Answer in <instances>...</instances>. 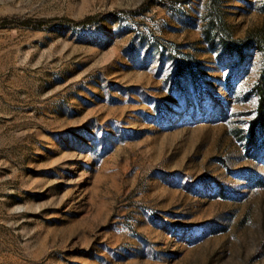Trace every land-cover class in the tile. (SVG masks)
<instances>
[{
	"label": "rangeland",
	"instance_id": "374dc122",
	"mask_svg": "<svg viewBox=\"0 0 264 264\" xmlns=\"http://www.w3.org/2000/svg\"><path fill=\"white\" fill-rule=\"evenodd\" d=\"M263 76L264 0H0V264H264Z\"/></svg>",
	"mask_w": 264,
	"mask_h": 264
},
{
	"label": "trees",
	"instance_id": "16d2710c",
	"mask_svg": "<svg viewBox=\"0 0 264 264\" xmlns=\"http://www.w3.org/2000/svg\"><path fill=\"white\" fill-rule=\"evenodd\" d=\"M220 28V26H219ZM220 42L223 46H228V40L221 35ZM256 93L258 95V118L252 123L249 131L248 142L251 148H262L264 140L261 138L264 133V76L257 84Z\"/></svg>",
	"mask_w": 264,
	"mask_h": 264
}]
</instances>
